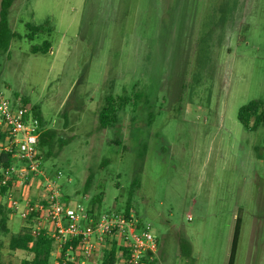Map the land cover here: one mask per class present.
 I'll list each match as a JSON object with an SVG mask.
<instances>
[{"label": "rangeland", "instance_id": "obj_1", "mask_svg": "<svg viewBox=\"0 0 264 264\" xmlns=\"http://www.w3.org/2000/svg\"><path fill=\"white\" fill-rule=\"evenodd\" d=\"M9 20L0 93L40 107L56 131L41 166L62 172L73 204L125 209L137 182L131 208L151 225L155 264H228L238 217L234 264H264V124L238 117L264 104V0H15ZM110 94L131 100L100 129ZM5 214L2 258L21 264L30 252L9 247L21 219Z\"/></svg>", "mask_w": 264, "mask_h": 264}, {"label": "built area", "instance_id": "obj_2", "mask_svg": "<svg viewBox=\"0 0 264 264\" xmlns=\"http://www.w3.org/2000/svg\"><path fill=\"white\" fill-rule=\"evenodd\" d=\"M0 130L5 134L0 154H8L13 160L0 169V197L19 213L32 235L44 232L54 240L55 249L61 252L59 264L77 256L83 264L85 258L113 246L117 248V263L155 261L157 239L151 225L144 223L133 208L96 212L83 202L73 204L57 181L62 172L49 177L43 170L39 144L45 128L32 106L0 93ZM34 185L38 193L32 196ZM3 187L6 190L2 194Z\"/></svg>", "mask_w": 264, "mask_h": 264}, {"label": "trees", "instance_id": "obj_3", "mask_svg": "<svg viewBox=\"0 0 264 264\" xmlns=\"http://www.w3.org/2000/svg\"><path fill=\"white\" fill-rule=\"evenodd\" d=\"M15 0H1L0 2V58L2 55L9 51L12 39L15 37V32L10 26L9 12ZM31 29V33L28 34L33 36L35 33L42 29V26H33L28 24ZM51 48L49 41H45L42 45H35L31 49L32 53L46 52ZM131 98L127 94H110L105 97V105L99 112V127L100 129L116 127L119 123V111L128 105ZM25 104L30 105L29 101L24 99ZM33 107V106H32ZM34 113L41 119V123L44 126L45 122L41 117L40 107H33ZM239 120L247 129H256L260 125L264 124V104L260 100H252L246 105H243L238 113ZM56 136V131L54 129H49L44 131L40 136V150L41 154L44 149L50 145ZM5 139V134L0 130V141ZM48 154V152H47ZM13 163V160L8 154H0V169L2 167H7ZM137 187V182H133L130 189V194L125 205V210L129 211L133 203V195ZM6 188L3 187L1 193H5ZM95 201H101V197L97 196L94 198ZM6 209V210H5ZM10 209L5 203L0 204V228L3 231H8V217L5 211ZM10 213V211H9ZM8 214V213H7ZM240 218H237V223L235 226V232L232 241L231 253L229 257L228 264H234L237 245L240 235ZM1 247V246H0ZM9 247L12 250H25L30 252L32 255L30 258H24L21 264H54L52 260V255L55 249L54 240L42 232L37 236L30 233L29 228L25 225L19 232L13 234L10 239ZM188 258L192 257L191 243L184 248L182 251ZM102 264H117V248L113 246L110 250L104 251L102 254ZM0 264H5L2 258V251L0 248ZM65 264H81L80 257L77 256L74 260H67ZM155 264V261L152 263Z\"/></svg>", "mask_w": 264, "mask_h": 264}, {"label": "crops", "instance_id": "obj_4", "mask_svg": "<svg viewBox=\"0 0 264 264\" xmlns=\"http://www.w3.org/2000/svg\"><path fill=\"white\" fill-rule=\"evenodd\" d=\"M41 117H42V113H41ZM43 119V118H42ZM44 120V119H43ZM45 122V125H44V128H45V131L46 130H49L50 129V127H48L47 126V124H46V121H44ZM38 193V189H37V187L34 185V186H32V188H31V190H30V195H32V196H34L35 194H37ZM67 197H69L68 195H66ZM12 212L13 213H17L16 215L17 216H19L20 217V219H21V223L19 224L20 225V229H19V231L25 226V221H24V219H22V217L19 215V213L16 211H14V210H12ZM241 228H242V223H241V226H240V232H241ZM18 231V232H19ZM239 239H240V235H239ZM239 242V241H238ZM237 248H238V245H237ZM19 250V249H18ZM21 250V249H20ZM231 253V252H230ZM30 258V257H29Z\"/></svg>", "mask_w": 264, "mask_h": 264}]
</instances>
